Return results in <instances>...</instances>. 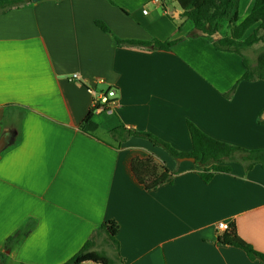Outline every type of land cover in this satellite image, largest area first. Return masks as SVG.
<instances>
[{"label": "crops", "instance_id": "crops-1", "mask_svg": "<svg viewBox=\"0 0 264 264\" xmlns=\"http://www.w3.org/2000/svg\"><path fill=\"white\" fill-rule=\"evenodd\" d=\"M182 1L179 7L168 0V8L163 0H44L0 8V138L9 135L0 154L5 264H65L109 221L119 226L117 264H261L220 245L223 235L215 229L223 221L234 225L264 255L261 166L246 172L232 164L230 174L205 183L195 163L177 162L147 140L111 147L110 132L122 124L189 153L192 122L217 141L264 149L258 122L264 82L241 81L226 97L245 74L243 60L188 38L192 24L180 15L198 2ZM241 8L240 0L239 15ZM115 39L180 42L166 52L118 47ZM74 74L80 81H71ZM110 90L115 104L94 115L92 135L84 133L92 91ZM148 157L175 173L171 184L149 192L138 183L131 163ZM108 241L106 233L96 235L94 250L115 258Z\"/></svg>", "mask_w": 264, "mask_h": 264}, {"label": "trees", "instance_id": "trees-1", "mask_svg": "<svg viewBox=\"0 0 264 264\" xmlns=\"http://www.w3.org/2000/svg\"><path fill=\"white\" fill-rule=\"evenodd\" d=\"M167 1L163 0L165 8L169 7ZM28 5H32L31 0H18L2 3L0 8L3 9V12H6ZM239 6L240 0H202L200 4L192 1L180 15L181 20L192 24L193 28L188 38L206 39L217 51L237 54L242 58L245 74L231 90L230 94L226 95L228 98L232 96L241 81L264 82V0H254L250 13L243 21H240ZM170 18H173L172 15ZM96 26L101 31L110 34V30L105 24L97 22ZM181 30V26H179L178 31ZM115 41L118 47L166 52H171L180 42V40L172 42H160L157 40L137 42L119 39H115ZM257 48H261L262 51L257 56L256 64L252 65L246 56V52ZM94 115V110L91 109L81 126V130L86 134L92 135L96 129L92 121ZM258 122L264 124V109L259 115ZM187 128L192 142V151L189 153L176 150L169 143L151 133L127 129L122 124L110 132L113 139L111 147L120 149L123 144L132 138L147 140L167 152L177 162L194 159L195 165L202 170L200 177L205 183H210L216 174H230L232 164L241 165L246 172L256 166H261L264 169V149L247 150L217 141L202 132L192 122H187ZM131 170L138 183L149 192L155 191L163 185L171 184L175 176V173L170 172L164 164L159 163L154 157L135 158L131 163ZM118 231L119 226L117 223L113 221L104 223L96 230L79 253L65 264H81L88 261L98 264H117L121 262L120 246L117 240ZM100 233L108 235V244L116 252L115 258H110L105 253L94 250L95 236ZM18 236V234L13 235L7 240L6 251L11 249L10 246ZM218 243L223 246L238 248L244 251L252 261H259L264 264V255L243 241L238 236L234 225H231L230 230L219 238ZM6 259V254H0V264H5Z\"/></svg>", "mask_w": 264, "mask_h": 264}, {"label": "built area", "instance_id": "built-area-1", "mask_svg": "<svg viewBox=\"0 0 264 264\" xmlns=\"http://www.w3.org/2000/svg\"><path fill=\"white\" fill-rule=\"evenodd\" d=\"M71 81H80L79 74H74L71 78ZM93 99H92V109L95 114L101 113L107 107L115 104L116 92L115 90H110L106 94L97 95L94 91H92ZM232 224L228 222H219L216 224L215 229L219 235H223L230 230Z\"/></svg>", "mask_w": 264, "mask_h": 264}, {"label": "rangeland", "instance_id": "rangeland-1", "mask_svg": "<svg viewBox=\"0 0 264 264\" xmlns=\"http://www.w3.org/2000/svg\"><path fill=\"white\" fill-rule=\"evenodd\" d=\"M178 1V6L179 7H181L182 6V3H183V1L182 0H177ZM197 2H198V4H200L201 3V1L202 0H196ZM252 5V2H251V0H241V13H240V21H242L243 19H244V17H246V15L249 13V9H251L250 8V6ZM247 11H248V13H247ZM247 13V14H246ZM262 51V49L261 48H257V49H255V50H250V51H247L246 52V56L248 57V59L250 60V63L252 64V65H255L256 64V61H257V56L259 55V53ZM105 89H107V88H105ZM99 134H100V136L102 137V138H104L105 137V133H103V131H99ZM164 151V150H163ZM193 163V162H192ZM9 239V238H8ZM7 239V240H8ZM7 240H6V242H7ZM6 242H5V244H4V246H6ZM12 245H13V243H12ZM12 245L10 246V248L12 247Z\"/></svg>", "mask_w": 264, "mask_h": 264}, {"label": "water", "instance_id": "water-1", "mask_svg": "<svg viewBox=\"0 0 264 264\" xmlns=\"http://www.w3.org/2000/svg\"><path fill=\"white\" fill-rule=\"evenodd\" d=\"M42 1L44 0H31L33 4H37ZM8 145H9V135L6 134L0 138V154L8 147ZM186 160L195 163L194 159H186Z\"/></svg>", "mask_w": 264, "mask_h": 264}]
</instances>
